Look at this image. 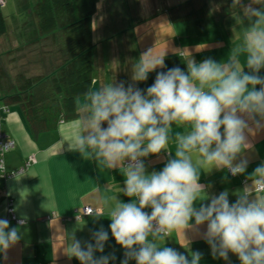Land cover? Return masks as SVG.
Here are the masks:
<instances>
[{
	"label": "clouds",
	"instance_id": "clouds-1",
	"mask_svg": "<svg viewBox=\"0 0 264 264\" xmlns=\"http://www.w3.org/2000/svg\"><path fill=\"white\" fill-rule=\"evenodd\" d=\"M232 7L242 9L250 24L242 43L232 48L225 62L205 58L197 63L188 58L187 72L178 66L159 71L146 89L114 81L90 88L78 102L79 119L75 135L67 139L69 150L105 168L122 169L125 180L120 191L135 198L128 203L115 198L114 205L107 197L101 201L111 220V235L125 249L121 264L129 260L199 264L200 252L192 253L189 260L160 242L179 230L180 244L187 247L185 230L199 232L201 225H206L202 238L214 258L228 261L231 252L241 264H264V162L249 174L251 184L245 185L235 202L230 203L225 190L208 197L210 203L194 206L205 199L200 170L244 174L249 161L241 154L249 145V122L257 129L264 127V76L259 75L264 68V0H232ZM166 67L164 54L153 55L149 50L133 64L131 79L146 81L150 72ZM173 125L184 131H173ZM170 141L175 144L174 158L161 170L148 173L143 158L168 149ZM90 214L105 216L104 211ZM19 239L17 228H9V221L0 219V251ZM108 239L101 226L91 233V241L73 236L67 253L80 264H109L115 255H95L104 252Z\"/></svg>",
	"mask_w": 264,
	"mask_h": 264
},
{
	"label": "crops",
	"instance_id": "crops-1",
	"mask_svg": "<svg viewBox=\"0 0 264 264\" xmlns=\"http://www.w3.org/2000/svg\"><path fill=\"white\" fill-rule=\"evenodd\" d=\"M34 2L35 0H3L0 4H5L0 7V12L4 15L6 24L5 32L0 34V68L5 70L10 81H14L15 76L21 73L17 71L19 57L25 59L22 64L26 66L28 60L33 58L29 55H34V50L45 51L42 54V63L46 62L50 67L57 63L55 49L52 51L56 57L51 58V47L47 40L43 39L35 44L40 34L32 13ZM112 2L115 4L125 1L98 0V8L92 17L94 79L91 89H98L115 81L114 77H111L113 75L107 73L102 66L108 64L111 60L109 56L121 41L123 46L130 48L133 47L131 44H135L137 62L142 51L145 53L151 50L153 55L164 54L167 67L150 72L146 81L133 82L132 75L121 79L126 86L135 83V86L146 89L154 82L159 71L178 66L187 72L188 58L197 63L205 58L225 62L232 48L242 43L243 33L250 24V20L243 16L242 9L233 8L232 0H224V6L216 4L215 14L210 12L179 20L175 19L176 14L171 12L157 13L152 15L155 17L152 22L154 28L142 32L141 27L146 25L143 18L142 22L133 28L139 29L138 33L134 34L133 31L129 32V28H125L123 21L127 16L123 13V6L121 14L107 11V5ZM243 2L248 3L249 0ZM179 3L171 5L169 9ZM142 4L145 7V0H142ZM124 30L127 35L121 39L117 32ZM136 53L133 56H136ZM240 59L243 64L244 56ZM245 71H249L247 67ZM23 73L27 75V72ZM259 75L264 76V68L260 70ZM259 87L256 86L257 90ZM3 93L0 88V109L7 107L6 111L1 110L2 130L14 140V147L3 156V169L6 173H16L7 176L0 171V219L8 220L9 228H17L20 239L7 250L0 251V264H80L77 258L70 257L67 253L72 237L75 236L81 242L91 241V233L99 230L101 226L109 233V239L105 243L104 252H96L95 255L113 254L116 259L110 260L109 264H121L125 249L112 237L109 228L111 220L101 201L107 197L110 198V204L114 205L115 198L124 203L135 198L127 197L120 191L125 180L122 169L105 168L95 159H86L79 152L69 150L67 139L75 135L79 119L78 102L83 101L84 94L76 99L75 117L62 120L52 129L35 133L23 108L17 103L6 104L2 100ZM249 123L252 127L250 132H246L249 145L241 154L249 161L246 172L231 176L227 169H201L199 182L205 185V199L194 202L195 207H199L201 203H210L208 197L212 194L219 195L225 190L229 193V200H236L237 194L245 185L251 184L249 174L264 162V127L257 129L251 121ZM104 126L106 127V123ZM173 131L184 129L173 125ZM167 147L168 149L162 150L160 154H150L143 158L148 173L161 170L169 158H174V142L170 141ZM169 151L171 157L168 155ZM82 206H90L97 212L104 211L105 216L89 214L75 217ZM10 208L12 212L9 211ZM145 211L149 212L151 209L146 208ZM12 216H15V219ZM19 220L25 222L18 224ZM190 223L194 224V219ZM205 230L206 225L199 226V232L186 229L184 234L188 241L187 247L180 244L183 242V234L179 230L160 243L183 253L189 260L192 253L200 252L202 256L199 264H241L238 257L231 252L228 261L214 258L209 244L202 238ZM129 264H136V261L129 260Z\"/></svg>",
	"mask_w": 264,
	"mask_h": 264
},
{
	"label": "trees",
	"instance_id": "trees-1",
	"mask_svg": "<svg viewBox=\"0 0 264 264\" xmlns=\"http://www.w3.org/2000/svg\"><path fill=\"white\" fill-rule=\"evenodd\" d=\"M187 4L189 9L185 8ZM219 5L225 4L220 2ZM97 8L98 0H35L32 13L40 34L35 44L47 40L51 58L55 56L52 51L55 49L56 65L38 75L18 73L14 81H10L5 70L0 68L2 100L23 108L33 132L52 129L62 120L77 115L76 99L90 89L94 79L92 17ZM178 8L188 9L185 14L174 17L179 20L206 15L211 10L206 0H184L173 9ZM5 28V17L0 12V34ZM6 109L5 106L0 109V129L1 110ZM7 151L3 152L2 160Z\"/></svg>",
	"mask_w": 264,
	"mask_h": 264
},
{
	"label": "rangeland",
	"instance_id": "rangeland-1",
	"mask_svg": "<svg viewBox=\"0 0 264 264\" xmlns=\"http://www.w3.org/2000/svg\"><path fill=\"white\" fill-rule=\"evenodd\" d=\"M125 2H119V3H115L113 4V2L109 5H107V11L108 12H113V13H118L121 14L122 12V6L124 7V12L125 15L127 16V18L123 21L125 28H129V32L133 31L134 34L138 33L139 29H135L133 30V28H136L141 22L143 18L144 22H145V26L141 27L142 32L145 29H153L154 25H152V22L155 20V17H153L152 15H156L157 13H161V12H171L174 13L176 15L178 14H185L190 5L187 4L185 6V8L188 9H172L170 10L169 7L171 5H174L177 2H183L184 0H145L146 4L145 7H143L144 5L142 4V0H135V1H128V0H124ZM208 3V6L210 5V8H212L209 13L211 12V14H215L216 8V4L218 2V4L224 3V0H206ZM221 9V8H220ZM127 11V12H126ZM207 13V14H209ZM148 17H153V18H148ZM143 22V23H144ZM118 34V35H117ZM117 36L122 38H126V30H124L123 32H117ZM128 38V37H127ZM122 41L119 44H117V48H115L112 51V55L109 56L110 59L112 60V64H110L111 60L108 61V64H106L105 66H102L103 69H105V71L107 73H111L114 77L115 82H120L122 81L121 79H124L125 76L128 75H132V65L137 63V53H136V46L135 44H131L133 45V47H129V46H123L122 45ZM130 49H132L130 51ZM45 51H42L41 49L34 50L32 53H34V55H29L33 58H30V60H28L26 66L24 64H22V62L25 61V59L20 58L18 59V67H17V71L23 73V72H27V75L30 74H38V73H45L48 71V69L51 67L48 66L46 64V62L42 63L43 57L42 54ZM21 54L24 52H20ZM136 53V56H133ZM141 53H144L143 51ZM105 54V53H104ZM107 54V52H106ZM109 54V53H108ZM133 56V59H132ZM140 56L138 55V58ZM100 58V56H99Z\"/></svg>",
	"mask_w": 264,
	"mask_h": 264
},
{
	"label": "built area",
	"instance_id": "built-area-1",
	"mask_svg": "<svg viewBox=\"0 0 264 264\" xmlns=\"http://www.w3.org/2000/svg\"><path fill=\"white\" fill-rule=\"evenodd\" d=\"M3 2V0H0V4ZM14 146V140L12 138H9L7 136V134L2 130L0 129V162L3 163V160L1 158L2 154L4 151L8 150L9 148H12ZM0 171H3L4 172V169H0ZM16 172L14 171H11L10 173H7L5 175L7 176H10V175H13L15 174ZM228 173L230 175H232L229 171ZM235 202V201H234ZM232 203V202H230ZM10 212H12V209L10 208L9 209ZM93 209L90 207V206H83L81 208V211H79L78 213H76V217L77 218H80L81 216H87L90 214V212H92ZM13 219H15V216H12Z\"/></svg>",
	"mask_w": 264,
	"mask_h": 264
},
{
	"label": "bare ground",
	"instance_id": "bare-ground-1",
	"mask_svg": "<svg viewBox=\"0 0 264 264\" xmlns=\"http://www.w3.org/2000/svg\"><path fill=\"white\" fill-rule=\"evenodd\" d=\"M9 149H11V148H9ZM9 149H8V150H9Z\"/></svg>",
	"mask_w": 264,
	"mask_h": 264
}]
</instances>
